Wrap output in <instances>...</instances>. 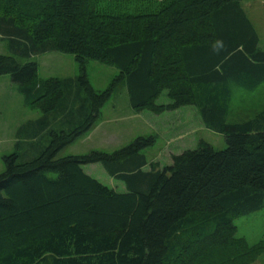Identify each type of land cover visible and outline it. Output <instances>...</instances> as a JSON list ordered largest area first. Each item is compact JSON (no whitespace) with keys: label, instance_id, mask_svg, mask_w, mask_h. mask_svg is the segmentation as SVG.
I'll return each mask as SVG.
<instances>
[{"label":"trees","instance_id":"obj_1","mask_svg":"<svg viewBox=\"0 0 264 264\" xmlns=\"http://www.w3.org/2000/svg\"><path fill=\"white\" fill-rule=\"evenodd\" d=\"M0 42V77L40 111L3 156L0 264H252L264 254V240L249 244L235 224L264 207V48L243 0H0ZM54 52L73 54L80 73L41 78L35 57ZM89 60L118 70L105 90L92 86ZM123 87L136 112L195 106L226 147L201 141L163 167L143 152L154 136L59 157ZM164 89L171 102L157 104ZM99 162L126 191L83 168Z\"/></svg>","mask_w":264,"mask_h":264},{"label":"rangeland","instance_id":"obj_2","mask_svg":"<svg viewBox=\"0 0 264 264\" xmlns=\"http://www.w3.org/2000/svg\"><path fill=\"white\" fill-rule=\"evenodd\" d=\"M250 4L252 6H249ZM243 6L258 29L260 45L264 48V0H243ZM139 10L142 11L144 8ZM5 44L0 42V53L7 52ZM35 60L39 63V76L44 79L74 76L81 71L80 64L70 53H48L36 56ZM86 66L88 78L98 91L105 90L118 73L115 67L95 60H89ZM12 84L9 75L0 77V173L5 170L3 156L13 151L17 127L27 119L35 118L40 114L38 109L25 106L21 93ZM156 102L157 104L171 102L166 89L162 91ZM95 126L96 128L89 133L65 147L59 153V157L85 154L92 150L111 153L128 145L139 136H154L155 143L143 152L147 155L149 164L156 161L163 167L172 162L173 154L195 149L201 141L212 144L215 149L226 147L224 135L206 128L195 106L188 105L159 113L151 109L136 112L132 108L126 87L113 94L105 103ZM83 168L88 174L116 191H126L124 182L112 177L102 163H89L83 165ZM145 169H150V165ZM235 224L238 227V236L247 238L249 244L253 245L264 240V207L237 218ZM259 258L252 264H264V254Z\"/></svg>","mask_w":264,"mask_h":264},{"label":"crops","instance_id":"obj_3","mask_svg":"<svg viewBox=\"0 0 264 264\" xmlns=\"http://www.w3.org/2000/svg\"><path fill=\"white\" fill-rule=\"evenodd\" d=\"M249 6H252L251 4L249 5ZM253 21V20H252ZM257 31H258V29H257ZM258 33H259V31H258ZM259 36H260V34H259ZM260 40H261V38H260ZM263 92V89H259L258 91H256V93L255 94H252V93H250V92H247V91H243V90H237L236 92H235V100H241L242 98L245 100V99H247V100H249V99H253V98H255L254 96L255 95H257V94H261ZM261 96V95H260ZM259 96V97H260ZM237 106V105H236ZM94 128H96V126L94 127ZM93 128V129H94ZM92 129V130H93ZM247 239V238H246ZM262 256V255H261ZM260 256V257H261ZM258 259H260V258H258Z\"/></svg>","mask_w":264,"mask_h":264},{"label":"clouds","instance_id":"obj_4","mask_svg":"<svg viewBox=\"0 0 264 264\" xmlns=\"http://www.w3.org/2000/svg\"><path fill=\"white\" fill-rule=\"evenodd\" d=\"M219 45H220V42L217 41V42L213 45L214 49L218 50Z\"/></svg>","mask_w":264,"mask_h":264}]
</instances>
